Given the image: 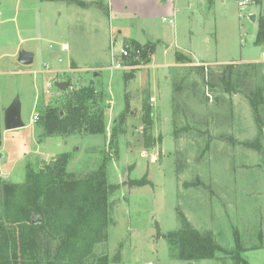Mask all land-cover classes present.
<instances>
[{
    "label": "rangeland",
    "instance_id": "rangeland-1",
    "mask_svg": "<svg viewBox=\"0 0 264 264\" xmlns=\"http://www.w3.org/2000/svg\"><path fill=\"white\" fill-rule=\"evenodd\" d=\"M262 20L264 0L243 8L237 0H0V182L23 183L27 169L68 153V171L82 176L103 165L113 185L107 241L96 247L109 264H241L220 253L221 259L171 257L157 232L177 229L179 211L227 250L238 230L241 257L264 264V90L256 105L242 93L211 94L191 65L176 60L181 52L216 73L226 63L262 64L241 67L257 73L242 88L264 87V43H255ZM129 41L152 47L148 62L132 54ZM21 48L33 52L30 65L17 61ZM66 80V90L54 84ZM84 85L98 95L91 110H104L103 133L86 127L46 135L43 111L63 113ZM14 102L23 126L6 129L4 111ZM148 102L155 145L144 148ZM175 103L183 107L177 138ZM143 176L151 184L135 185Z\"/></svg>",
    "mask_w": 264,
    "mask_h": 264
},
{
    "label": "trees",
    "instance_id": "trees-1",
    "mask_svg": "<svg viewBox=\"0 0 264 264\" xmlns=\"http://www.w3.org/2000/svg\"><path fill=\"white\" fill-rule=\"evenodd\" d=\"M129 43L133 44L132 54H140L144 62H148L152 47L147 45L139 49L133 41ZM255 43H264L263 20ZM176 60L191 65L192 72L201 76V82L211 94L217 90L230 94L237 92L245 94L253 105L263 101L264 87L256 85L249 92H243L242 88V82L256 81L257 73L253 76L241 70L243 65L254 70L262 64L226 63L216 73L205 64L193 65L181 52L176 53ZM186 78L177 82L174 90H179L183 83H187ZM191 84L196 85V82ZM96 97L98 95L94 89L84 85L75 93L72 104H68L62 114L60 109H45L41 118L46 135L64 136L86 127L89 133L102 134L104 110L90 108ZM182 108L178 103L173 107V132L176 138L179 136L176 123ZM141 116L142 145L151 148L155 145V138L151 133L153 119L149 102L142 105ZM245 145L259 147L258 142H245ZM69 161L70 155L61 153L50 162L40 165L37 170L27 169L23 183L0 182V264H109L108 254L97 253L96 247L107 241L109 197L113 185L108 182L103 165L81 176L68 171ZM146 184H151V181L145 176L135 182L137 186ZM185 184L195 186L196 181ZM39 217L41 223L31 222ZM178 219L177 229L165 234L159 230L157 232V237L166 239L171 257L188 261L221 259L218 256L220 253L223 257L230 256L237 263L247 264L240 255L245 248L238 230L234 229L233 232L234 249L227 250L213 239L209 231L193 227L182 211H179Z\"/></svg>",
    "mask_w": 264,
    "mask_h": 264
},
{
    "label": "water",
    "instance_id": "water-1",
    "mask_svg": "<svg viewBox=\"0 0 264 264\" xmlns=\"http://www.w3.org/2000/svg\"><path fill=\"white\" fill-rule=\"evenodd\" d=\"M251 20H254V15H249ZM34 54L31 51L25 49H19L17 53V61L22 65H30L33 62ZM70 82L66 81H56L54 84L59 90H66L69 87ZM62 114V112H60ZM3 124L6 129H13L23 126L20 109L16 102L11 104L4 111ZM33 224H39L42 219L36 218L31 221Z\"/></svg>",
    "mask_w": 264,
    "mask_h": 264
},
{
    "label": "built area",
    "instance_id": "built-area-1",
    "mask_svg": "<svg viewBox=\"0 0 264 264\" xmlns=\"http://www.w3.org/2000/svg\"><path fill=\"white\" fill-rule=\"evenodd\" d=\"M250 2V0H237V3H238V5L241 7V8H243L247 3H249ZM169 22L171 23L172 21L171 20H169ZM60 48H61V50H65L66 48H67V46L65 45V44H63V45H61L60 46ZM127 53H128V51L126 50V49H122V51H121V56H126L127 55ZM116 67H119L120 66V63H117L116 65H115ZM37 115L36 114H34L33 116H32V120L33 121H36L37 120ZM4 177V176H3ZM147 264H151V262H148Z\"/></svg>",
    "mask_w": 264,
    "mask_h": 264
},
{
    "label": "crops",
    "instance_id": "crops-1",
    "mask_svg": "<svg viewBox=\"0 0 264 264\" xmlns=\"http://www.w3.org/2000/svg\"><path fill=\"white\" fill-rule=\"evenodd\" d=\"M6 20H3V22H5ZM24 40L23 38L20 39V41Z\"/></svg>",
    "mask_w": 264,
    "mask_h": 264
}]
</instances>
